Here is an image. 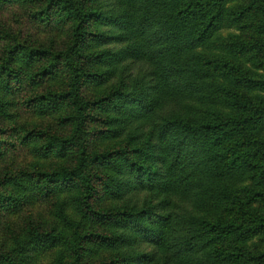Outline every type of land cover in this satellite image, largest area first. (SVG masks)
Instances as JSON below:
<instances>
[{"label":"trees","instance_id":"16d2710c","mask_svg":"<svg viewBox=\"0 0 264 264\" xmlns=\"http://www.w3.org/2000/svg\"><path fill=\"white\" fill-rule=\"evenodd\" d=\"M25 1L69 39L51 49L10 37L0 93L63 72L64 87L23 104L60 113L68 132L33 127L0 138V156L20 144L57 160L0 175V205L63 196L80 221L59 208L58 228L13 233L0 264H36L56 247L67 260L58 253L49 264H264V247L245 245L264 242V76L238 59L263 54L264 63V0ZM229 26L248 40L210 51ZM14 63L32 70L24 77ZM93 83L102 91L84 97ZM185 98L199 101L193 113L176 108ZM96 139L113 143L95 149Z\"/></svg>","mask_w":264,"mask_h":264},{"label":"rangeland","instance_id":"374dc122","mask_svg":"<svg viewBox=\"0 0 264 264\" xmlns=\"http://www.w3.org/2000/svg\"><path fill=\"white\" fill-rule=\"evenodd\" d=\"M35 4L28 3L25 0H13L5 5H0V62L4 59V50L8 46L11 38H15L19 44L29 45L35 48H51L61 49L65 46L69 39L68 30L57 25H49L37 21L32 16ZM243 31H238L234 27H224L221 30L216 42L210 44V51H218L221 43H230L233 40H248L243 36ZM12 43V40L10 41ZM220 47V46H219ZM212 49V50H211ZM263 54H258L256 60H251L246 55L240 56V65L246 69L256 72L264 76ZM41 61L34 63V66ZM18 69L23 76H27L32 68H27L21 63L11 65ZM64 75L59 71L54 76L43 80L38 85L30 87L24 84L22 88H16L11 92L0 93V133L1 139L14 140L16 133L23 128H49L53 132L59 134H67L68 127L61 124L58 120L60 113L50 112L40 114L35 109H30L23 104V100L27 94L32 92L43 91L47 88L61 89L64 87ZM241 90L246 95L253 97L259 91H253L249 87L242 84ZM102 91V86L93 83L83 88L84 97H95ZM176 108L182 113H193L194 107L198 106L199 101L185 98L175 102ZM221 111V109H220ZM225 112V111H222ZM15 131L12 132V131ZM92 147L95 149H103L112 145L113 142L107 139L92 140ZM57 163L55 159H43L37 156L31 146H21L16 144L8 151L0 156V175H13L18 171H30L37 168H46ZM37 167V168H36ZM9 188H11L9 186ZM72 202L63 196L39 197L33 193L25 194L18 204L14 206L0 205V252H5L13 246V233L16 237H22L24 229L27 226L37 227L41 229H49L57 227V211L62 207L63 211L74 221H80V217L71 205ZM61 205V206H60ZM58 228V227H57ZM263 237H255L245 243L251 250L264 247ZM61 253V258L66 261L67 254L60 247L41 252L36 257V264H49L54 258Z\"/></svg>","mask_w":264,"mask_h":264}]
</instances>
